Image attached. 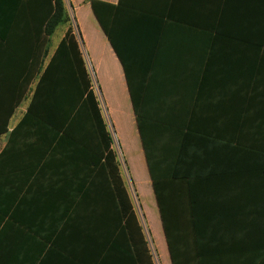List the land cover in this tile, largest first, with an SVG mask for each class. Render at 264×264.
I'll use <instances>...</instances> for the list:
<instances>
[{
	"label": "crops",
	"instance_id": "1",
	"mask_svg": "<svg viewBox=\"0 0 264 264\" xmlns=\"http://www.w3.org/2000/svg\"><path fill=\"white\" fill-rule=\"evenodd\" d=\"M90 1L65 0L82 55L95 68L112 149L128 162L135 197L120 170L129 199L146 225L163 230L156 242L164 264H173L165 224L177 264H264V0H97L118 7L110 26L120 56ZM0 9L18 18L0 43V113L13 108L0 135V264L137 257L113 241L105 249L110 263L103 261L102 222L113 210L103 186H81L88 159L39 136L33 124L11 135L28 111L40 64L34 68L28 55L22 5L8 0ZM24 87L25 98L8 107Z\"/></svg>",
	"mask_w": 264,
	"mask_h": 264
},
{
	"label": "trees",
	"instance_id": "2",
	"mask_svg": "<svg viewBox=\"0 0 264 264\" xmlns=\"http://www.w3.org/2000/svg\"><path fill=\"white\" fill-rule=\"evenodd\" d=\"M6 1L8 0H0V5ZM10 2L14 7L22 5L24 11L22 17L30 30L33 44L28 55L34 61V68L37 59L40 64V79L31 98L28 111L11 135L18 134V132L26 134L27 128L33 124L34 131H39V136L43 134L45 136L47 133L57 144L70 145L73 152L89 160L90 173L82 176L81 186L90 182L103 186L107 208L112 209L113 214L115 212H119L120 215L129 213V216L135 218L120 164L116 152L112 149L113 138L107 130L98 98L92 88L93 81L83 59L80 42L71 28L56 47L44 69L51 48V38L60 26L70 22L65 0H10ZM90 2L118 53L110 26L112 12L118 7L97 0ZM17 19L16 15H0V43L8 41L9 31L7 29L12 27ZM118 55L120 56L119 53ZM12 83L15 84V82ZM25 91L24 87L19 95L8 99L10 101L8 107L13 104L15 107L24 99ZM5 102L6 99L0 97V105L5 106ZM134 104L138 116L135 98ZM12 114V107L4 115L0 113V118H3L2 122L4 123L2 127L0 126V135L7 131V123ZM157 196L159 199L158 193ZM122 217L125 216L122 215ZM136 226H138L137 242L145 250L147 244L137 221ZM164 230L172 262L177 264L172 249V236L166 224ZM137 249L139 250V246Z\"/></svg>",
	"mask_w": 264,
	"mask_h": 264
},
{
	"label": "rangeland",
	"instance_id": "3",
	"mask_svg": "<svg viewBox=\"0 0 264 264\" xmlns=\"http://www.w3.org/2000/svg\"><path fill=\"white\" fill-rule=\"evenodd\" d=\"M67 6V4H66ZM72 13L70 12L71 10H69V15H70V22L68 24H65L63 26H60L55 35L51 38V48L49 53L53 51V48H56L57 45L62 41V39L65 37V35L67 34L69 28H71L73 30V32L75 33V35L77 36L79 42H80V46H81V40L79 37V33H78V28H77V23L75 21V18L73 17L74 15V8H72ZM87 70L91 76L92 79V88L95 90L96 93L98 92V88L95 82V68L93 67V65L88 63V60H86L83 57ZM91 61V60H90ZM47 65L44 64V69L46 68ZM90 67V68H89ZM40 79V78H39ZM36 89V87H35ZM34 89V91H35ZM135 94V93H134ZM136 95V94H135ZM98 100L101 102L100 96H97ZM136 102H137V107H138V116H137V121L139 124V126H142V113H141V109H140V105L138 106V100H140V98H137L135 96ZM1 104V103H0ZM100 104V103H99ZM1 107V105H0ZM136 109V108H135ZM137 115V114H136ZM107 120H108V124L110 125V132L112 134V137L114 138L115 141V133L113 132V129L111 128V122L108 118L107 115ZM116 154L118 156V160L120 162V165L122 167L123 173H124V177L126 179V183L127 186L129 188V190L131 191L132 186H133V182L130 178L129 173L127 172L128 170V162L126 160V158L123 156L122 151L117 147L116 148ZM134 187L132 189V195L134 196ZM135 197V196H134ZM136 201V205H137V210H134L133 207V211L135 213V218L134 216H129V213H124L122 214L125 217H122V215H120V213L115 212L113 215L111 214L109 219L107 221V223L105 221H103V234L100 236V240H101V249H103L105 251L106 250H110L111 249V245L112 242L114 241V243L120 245L124 250L129 251V253H131L132 255L134 254L133 252V248L135 250V254L137 255V257L134 256H130V257H126V256H120L118 259L120 261V263H127V264H138V259L140 258L141 261L140 263L142 264L143 261L145 262V264H150L149 262V258H151V264H164L165 260L163 258L164 253L159 249L158 247V241L156 242V239L159 240V238L161 237L160 235L163 234V230L162 232L159 231V227L157 228L154 223H152L151 221L149 222L148 219L147 220V225L149 227V230L147 228V225L145 224L144 218L142 216L141 210H140V206ZM144 199L142 198L141 202L143 203ZM143 208H145V204H143ZM135 219V220H134ZM136 221L139 225V227L142 229V236L143 239L145 241V237L147 238V242H146V246H145V252L144 248L140 247V243H138L137 241V233H138V226H136ZM152 225V226H151ZM154 228V229H153ZM100 233V232H99ZM162 233V234H161ZM99 237V236H98ZM153 238V240H152ZM155 239V241H154ZM155 245H154V243ZM137 246H139V250L137 248ZM97 247H99V244H97ZM137 251V252H136ZM105 255H103L102 259L103 261H105V263H110L111 257L107 251H105ZM138 255H140L141 257H139ZM150 255V257H149ZM139 257V258H138ZM98 261V260H97Z\"/></svg>",
	"mask_w": 264,
	"mask_h": 264
},
{
	"label": "built area",
	"instance_id": "4",
	"mask_svg": "<svg viewBox=\"0 0 264 264\" xmlns=\"http://www.w3.org/2000/svg\"><path fill=\"white\" fill-rule=\"evenodd\" d=\"M99 101V100H98ZM100 103V102H99ZM101 108H102V105H101Z\"/></svg>",
	"mask_w": 264,
	"mask_h": 264
}]
</instances>
